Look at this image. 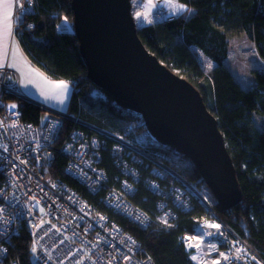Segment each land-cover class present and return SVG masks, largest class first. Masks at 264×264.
<instances>
[{
  "label": "trees",
  "instance_id": "obj_1",
  "mask_svg": "<svg viewBox=\"0 0 264 264\" xmlns=\"http://www.w3.org/2000/svg\"><path fill=\"white\" fill-rule=\"evenodd\" d=\"M179 1L187 5L185 11L167 19H151L138 24L137 33L147 49L161 62L200 90L206 106L217 118L218 128L222 131L235 165L242 200L235 207L223 210L211 194L214 200L212 205L230 227L264 258V69H255V84L245 88L224 62L228 56V39L243 32L253 39L264 61V0ZM20 5L22 9L17 12L19 25L14 36L18 38L27 59L50 80H66L70 83L71 93L66 112L86 123L110 130L131 144L146 145L145 148L151 154L199 188L203 179L186 154L170 145L152 141L143 117L136 110L117 104L109 92L88 78L78 36L73 31L71 0H33L32 6L26 2ZM62 17L73 25L71 30L59 29L57 23ZM198 50L215 63L210 70L206 71L200 62ZM6 98L18 101L24 111L25 121L35 124L40 122L39 105L10 93ZM58 117L61 121L60 141L71 130L81 128L88 134L107 139L108 144L112 142L89 126L65 115ZM143 131L148 133L146 142L140 139ZM132 153L136 156L132 159L130 155H125V160L135 166L140 179L135 181L136 190L130 199L147 212L150 223L146 228L109 210L99 201L105 190L93 194L79 181L66 176L63 169L66 158L63 154H56L51 169L55 177L59 176L68 182L98 210L106 211L112 220L131 233L151 254L155 264H195L185 250L181 236L194 232L197 224L210 212L199 198L189 192L186 194L189 193L190 209L176 206L171 198L170 186L181 185L185 188L181 181L145 156L142 162H138L136 157L139 155L134 150ZM167 153H174L176 160H171ZM101 156L100 165L107 175L106 187L119 186V181L114 177H127L126 174L115 162L109 148L103 149ZM147 180L163 187L167 194L152 189L147 185ZM160 200H164V206L169 210L168 218L158 209ZM9 249L11 260L18 264H35L27 229L13 236Z\"/></svg>",
  "mask_w": 264,
  "mask_h": 264
},
{
  "label": "built area",
  "instance_id": "obj_2",
  "mask_svg": "<svg viewBox=\"0 0 264 264\" xmlns=\"http://www.w3.org/2000/svg\"><path fill=\"white\" fill-rule=\"evenodd\" d=\"M26 4L32 6L33 0H26ZM155 10L151 19L170 16L161 5ZM0 72V264H18L9 258V245L13 236L20 235L25 229L31 237L32 248L36 249L33 254L35 264H155L142 244L106 211L98 210L80 191L53 175L51 168L56 154L66 158L63 167L66 176L79 181L93 194L105 190L99 201L142 228L149 225V216L130 199L136 190L135 181L140 177L135 166L125 160V155L133 159L136 156L132 153L134 150L139 155L136 157L138 162L145 156L179 179L185 188L170 186L171 198L178 207L190 209L188 195L191 192L187 187L202 196L197 186L161 162L146 146L131 144L124 137L88 122L83 123L112 142L108 144L107 139L88 134L81 128L71 130L60 141L58 115L82 122L65 111L36 102L34 104L48 110L49 115L40 118L38 124L25 121L18 101L7 99L6 95L14 94L28 102H31L30 98L18 88L16 71L4 67ZM9 74L13 75L12 80ZM105 148H109L115 162L129 177L115 176L114 179L119 181L117 187H106V170L100 165ZM147 185L167 194L155 182L147 180ZM207 205L211 209L210 215L197 224L194 232L181 236L192 261L213 264L206 251L211 246L210 250L228 257V264H264V258L230 227L213 205ZM158 209L168 218L169 210L165 208L164 200L158 202Z\"/></svg>",
  "mask_w": 264,
  "mask_h": 264
},
{
  "label": "water",
  "instance_id": "obj_3",
  "mask_svg": "<svg viewBox=\"0 0 264 264\" xmlns=\"http://www.w3.org/2000/svg\"><path fill=\"white\" fill-rule=\"evenodd\" d=\"M71 2L88 78L117 104L136 110L157 141L186 154L223 210L235 207L240 184L217 118L200 90L143 44L132 0Z\"/></svg>",
  "mask_w": 264,
  "mask_h": 264
},
{
  "label": "rangeland",
  "instance_id": "obj_4",
  "mask_svg": "<svg viewBox=\"0 0 264 264\" xmlns=\"http://www.w3.org/2000/svg\"><path fill=\"white\" fill-rule=\"evenodd\" d=\"M15 2L18 5H20L21 3L24 4V2H26V0H15ZM139 3L141 4V8L139 11H137L136 7L139 6ZM17 4L15 5L16 6V10H15L16 13L19 10H21V9H19L20 6H18ZM133 5L135 8L134 11L136 12V15H137V13H140L142 19L146 23L149 22V20H151L150 17L152 15V13H154L156 11L155 9L159 5H162L167 9H172L173 11L179 10V12L185 11L187 9L186 8L187 5H185L182 1L180 2L179 0H132V6ZM28 6H31V5H28ZM24 10H26V9L24 8ZM16 13H14L12 15L13 16L12 27H13L14 35L16 34L15 33L16 28H18L17 25H19V21H18L19 16H17ZM57 25H58L59 29H66V30H71L72 26H73V25H71V23L69 21H66V19L64 17L61 18V20L57 23ZM228 40H229L228 56L224 60V62L226 64V66L228 68H230L231 73H233L235 79L238 81L239 84H241L245 88H251L255 84V72H253V71L255 69L262 71V69H264V61L261 60V58L258 54V51L255 48V43H254L253 39H251L250 35L247 32H243V33L239 34L238 36H232ZM197 52H199L200 62L204 65V67L206 68V71L210 70L215 65V63L212 62L209 59V57L205 56L203 54V52H201L200 50H198ZM96 92H97V90H96ZM98 92H99V90H98ZM208 99L210 100V97H208ZM60 112H63V111H60ZM65 112H66V110H65ZM40 115H41V118L44 119L49 115V111L42 107ZM81 121L85 123V121H83V120H81ZM83 125H85V124H83ZM85 126H87V125H85ZM147 135H148V133L143 131V133H141L140 139L142 141L146 142L145 136H147ZM150 137L152 138V141L153 140L157 141V139L155 137H153V136H150ZM150 137L148 136V138H150ZM147 144L151 145L148 142H147ZM142 146L145 147L146 145L143 144ZM173 154L174 153H167L168 157H170L171 160H172V158L176 160V157ZM200 185H201L199 187L200 189L198 187L197 188L199 190L197 188L196 189L198 191H200L201 195L204 198L202 196H199L197 194V192L192 191V189L190 187L189 188L187 187V189L189 190V192H191V194H193L195 197L199 198L200 202L210 212L211 209L208 207L207 203L209 205L210 204L212 205V201H214L212 199L213 196H211L212 193H211L210 189L208 188V186L205 185L204 181ZM33 259H34V256H33ZM193 263H194V261H193Z\"/></svg>",
  "mask_w": 264,
  "mask_h": 264
},
{
  "label": "crops",
  "instance_id": "obj_5",
  "mask_svg": "<svg viewBox=\"0 0 264 264\" xmlns=\"http://www.w3.org/2000/svg\"><path fill=\"white\" fill-rule=\"evenodd\" d=\"M16 4L15 0H0V71L4 67L13 69L17 73L18 88L22 93L38 103L64 112L71 93V85L66 80H50L42 70L36 68L27 59L18 38L14 36L12 27V15L16 13ZM18 6H20L19 9H22L21 5ZM140 8L141 4L139 3L136 10L139 11ZM163 8L169 14L180 13L179 10L173 11L164 6ZM134 9L133 5L132 11L137 25L146 23L141 14L140 16L136 15ZM9 79H13L12 74H9ZM61 81L67 85L66 91L62 92L56 87Z\"/></svg>",
  "mask_w": 264,
  "mask_h": 264
},
{
  "label": "bare ground",
  "instance_id": "obj_6",
  "mask_svg": "<svg viewBox=\"0 0 264 264\" xmlns=\"http://www.w3.org/2000/svg\"><path fill=\"white\" fill-rule=\"evenodd\" d=\"M211 246H209L206 251L209 253V260L210 262H212L213 264H215V262L219 261V264H228L227 259H225V256L217 253L216 251H212L210 250Z\"/></svg>",
  "mask_w": 264,
  "mask_h": 264
},
{
  "label": "snow or ice",
  "instance_id": "obj_7",
  "mask_svg": "<svg viewBox=\"0 0 264 264\" xmlns=\"http://www.w3.org/2000/svg\"><path fill=\"white\" fill-rule=\"evenodd\" d=\"M183 7V6H182ZM137 15L139 16L140 13H137ZM57 88H59L62 92L66 91L67 89V85L64 82H59V84L56 86ZM12 107L14 108L15 105H12ZM213 227L219 228V225H212ZM33 252L36 251L35 247L32 249ZM193 259H195V257H193ZM225 259H228V257H225ZM253 259H255V257H253ZM215 264H219V261L215 262Z\"/></svg>",
  "mask_w": 264,
  "mask_h": 264
},
{
  "label": "clouds",
  "instance_id": "obj_8",
  "mask_svg": "<svg viewBox=\"0 0 264 264\" xmlns=\"http://www.w3.org/2000/svg\"><path fill=\"white\" fill-rule=\"evenodd\" d=\"M163 7V6H162ZM173 15V14H170V16ZM206 185V184H205Z\"/></svg>",
  "mask_w": 264,
  "mask_h": 264
}]
</instances>
